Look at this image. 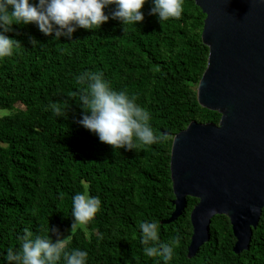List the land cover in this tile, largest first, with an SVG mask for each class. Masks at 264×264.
Returning <instances> with one entry per match:
<instances>
[{
	"label": "trees",
	"instance_id": "16d2710c",
	"mask_svg": "<svg viewBox=\"0 0 264 264\" xmlns=\"http://www.w3.org/2000/svg\"><path fill=\"white\" fill-rule=\"evenodd\" d=\"M150 8L149 0L136 26L109 19L100 29H78L71 40L54 41L35 25H13L6 33L21 46L0 59V110L8 112L0 117V264H8L7 250L19 249L26 229L50 236L52 227L70 229L71 199L83 190L101 198L100 211L69 246L87 251V264H165L144 255L138 228L143 220L159 222L161 242L179 237L167 264H264V209L240 254L232 250L228 218L216 215L209 240L187 257L195 198L187 197L181 215L164 224L174 210L173 136L191 122L217 124L220 115L196 98L208 56L201 41L205 15L194 0H184L179 19L163 22ZM29 36L40 45L33 47ZM96 70L151 112L163 141L114 151L76 123L83 110L75 77Z\"/></svg>",
	"mask_w": 264,
	"mask_h": 264
},
{
	"label": "water",
	"instance_id": "95a60500",
	"mask_svg": "<svg viewBox=\"0 0 264 264\" xmlns=\"http://www.w3.org/2000/svg\"><path fill=\"white\" fill-rule=\"evenodd\" d=\"M194 2L205 15L201 41L208 48L196 98L220 118L217 124L191 122L173 136L174 210L164 224L181 215L187 197L195 198L187 257L209 240L216 215L228 218L232 250L240 254L264 209V0ZM252 205L260 209L255 214Z\"/></svg>",
	"mask_w": 264,
	"mask_h": 264
},
{
	"label": "clouds",
	"instance_id": "9594fccd",
	"mask_svg": "<svg viewBox=\"0 0 264 264\" xmlns=\"http://www.w3.org/2000/svg\"><path fill=\"white\" fill-rule=\"evenodd\" d=\"M149 0H0V59L11 57L21 46L17 39L6 33L13 25H35L45 36L54 41L61 37L71 40L78 29L93 31L100 29L109 19L119 21L122 26L143 22L141 11ZM184 0H150V14L159 22L179 19L183 13ZM112 7L106 13L105 9ZM28 42L40 45L35 37ZM81 88L79 106L82 118L76 121L84 129L96 135L100 142L115 151L135 149L138 145L161 142L165 134H158L152 124L151 112L137 103L127 90H117L105 78L102 71H83L75 77ZM57 115L61 109L54 107ZM101 209V198L89 195L87 190L76 192L71 199V224L68 234L52 227L48 234L33 235L27 229L20 238L18 250L9 248L4 259L8 264H87L88 252L70 248L73 236L88 225ZM255 205L250 211H259ZM215 210H209L213 213ZM140 242L147 257H161L165 264L172 260L179 245V237L168 242L160 241V224L156 220L139 223Z\"/></svg>",
	"mask_w": 264,
	"mask_h": 264
},
{
	"label": "rangeland",
	"instance_id": "374dc122",
	"mask_svg": "<svg viewBox=\"0 0 264 264\" xmlns=\"http://www.w3.org/2000/svg\"><path fill=\"white\" fill-rule=\"evenodd\" d=\"M17 106H18V105H17ZM18 107H20V106H18ZM7 113H8L7 111H2V110H0V117H1L2 115L7 114ZM83 229H84V228H83ZM69 230H70V229H68L64 234H68Z\"/></svg>",
	"mask_w": 264,
	"mask_h": 264
}]
</instances>
